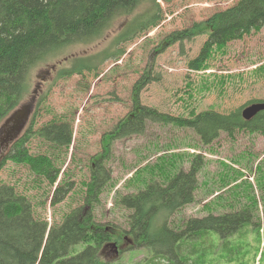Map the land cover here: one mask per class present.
Returning <instances> with one entry per match:
<instances>
[{
  "label": "trees",
  "instance_id": "obj_1",
  "mask_svg": "<svg viewBox=\"0 0 264 264\" xmlns=\"http://www.w3.org/2000/svg\"><path fill=\"white\" fill-rule=\"evenodd\" d=\"M141 4L146 8L125 24L109 47L82 58L77 66L65 71L67 75L95 69L106 53L117 60L124 53V48H115L117 45L132 41L161 21L159 1L0 0V122L26 93L34 66L66 46L94 41L117 18L134 12ZM262 27L264 0H236L203 20L171 31L154 47L153 53L163 52L174 43L183 47L186 41L204 36L198 52L186 61L189 70L201 72L209 69L217 53L226 54L229 42L241 40ZM150 65L132 85L131 108L111 130L102 134L100 152L90 157V175L88 180L81 181L79 190L80 205L64 212L59 221H48L36 214L27 195L19 193L13 184L0 182V264H106L103 256L108 246L114 243L120 251L119 245L125 240L129 249L144 246L150 249L142 264H260L262 226L253 220L249 207L191 217L180 228L169 226L171 215L194 200L197 174L204 165L198 153L193 155L187 170L179 168L165 182L148 178L136 192L119 196L118 203L130 211L126 228L96 221L94 208L100 203L105 186L113 184L107 161L113 141L143 134L147 122L189 128L204 145L212 143L220 133L229 138L242 130L264 134V109L245 119L240 107L225 112L193 107L187 115H172L142 104V88L159 78L151 74L152 61ZM186 87L179 100L191 97L190 83ZM258 101L264 102H254ZM34 116L23 134L11 142L0 160V168L7 161L26 166L35 175V182L45 181L50 186L53 207L71 196L75 183L64 170L59 178L63 164L59 165L54 156L31 153L28 143L38 136L55 149L68 151L72 126L68 121L52 120L33 129ZM41 204L45 205V201ZM251 230L255 232L257 245L250 242ZM78 244L81 249H76Z\"/></svg>",
  "mask_w": 264,
  "mask_h": 264
},
{
  "label": "rangeland",
  "instance_id": "obj_2",
  "mask_svg": "<svg viewBox=\"0 0 264 264\" xmlns=\"http://www.w3.org/2000/svg\"><path fill=\"white\" fill-rule=\"evenodd\" d=\"M157 1L161 5V21L132 41L117 45L115 48H124L117 60L106 53L95 69L65 74L82 58L109 47L125 24L146 8L145 4L117 18L94 41L66 46L34 66L26 93L0 122V160L11 142L23 134L33 115V129L52 120L68 121L72 126L68 151L55 149L38 136L28 143L31 153L54 156L59 165L63 164L59 178L64 170L74 181L73 193L61 203L50 206V186L45 181L35 182V175L26 166L7 161L0 168V182L13 184L19 193L27 195L36 214L48 221H59L64 212L82 203L79 190L81 181L88 180L90 175L89 159L100 152L102 134L111 130L131 108L132 85L144 68H151V61V74L159 78L142 88L140 101L172 115H187L193 107L225 112L264 100V27L229 42L226 54L217 53L209 69L201 72L189 70L186 61L198 52L204 36L186 41L183 47L174 43L163 52L153 53L154 47L171 31L203 20L236 0ZM255 67L259 68L255 71ZM187 83L191 85V97L179 100ZM197 153L204 165L197 174L194 200L171 215L169 226L180 228L191 217L249 207L253 220L262 226L260 264H264V134L242 130L229 138L220 133L216 140L204 145L189 128L147 122L143 134L113 141L107 159L113 184L105 186L100 203L94 208L96 221L126 228L130 211L118 203L119 196L136 192L148 178L165 182L179 168L187 170ZM44 201L45 205H40ZM249 239L252 244L257 243L253 230ZM76 247L82 248L80 244ZM128 247L127 240L120 243V251L106 246L103 256L106 264H142L150 254L145 246Z\"/></svg>",
  "mask_w": 264,
  "mask_h": 264
},
{
  "label": "water",
  "instance_id": "obj_3",
  "mask_svg": "<svg viewBox=\"0 0 264 264\" xmlns=\"http://www.w3.org/2000/svg\"><path fill=\"white\" fill-rule=\"evenodd\" d=\"M261 109H264L263 101L253 102L244 106L241 110V114L245 119H248Z\"/></svg>",
  "mask_w": 264,
  "mask_h": 264
}]
</instances>
